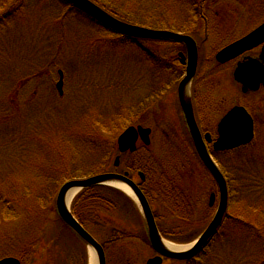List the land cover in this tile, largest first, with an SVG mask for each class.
<instances>
[{"label": "rangeland", "instance_id": "obj_1", "mask_svg": "<svg viewBox=\"0 0 264 264\" xmlns=\"http://www.w3.org/2000/svg\"><path fill=\"white\" fill-rule=\"evenodd\" d=\"M109 1L163 29L200 27L198 23L192 25L197 16L196 0ZM211 1L216 8L207 12L214 21L209 25L212 34L202 51L215 58L225 45L264 22V0ZM1 2L0 14L9 9ZM22 6L18 5L19 12L11 21L0 25V259L17 257L15 254L26 246L37 250L32 255H44L45 261L46 249L42 250L55 216L53 199L63 181L71 176H89L107 162L109 170L118 153L116 140L128 126L156 127L158 132L150 148L160 159L165 156L161 148L163 132L176 130L184 135L176 94L171 90L176 89L174 84L183 77L184 68L178 63V46L173 51L174 45L166 41H134L116 35L63 1L25 0ZM221 19L230 20L233 26L228 37L222 36ZM202 64L194 79L199 84L198 103L203 115L218 120L227 107L242 100L240 89L231 81L235 61L225 66ZM58 70L65 75L63 96L56 88ZM10 96L16 102L9 101ZM144 104L147 108L139 112ZM252 107L254 143L218 161L230 178V213L260 228L264 226V102ZM13 111L16 119L5 122L3 118ZM202 124L208 129L215 127ZM25 135L26 139L22 138ZM177 159L178 165L166 168L168 174L171 172L175 181H180L182 174L185 192L194 199L206 200L214 188L212 178L203 168L190 171L198 160L189 151ZM160 187L156 183L154 189L167 193L165 186L163 190ZM127 193L134 199L131 190ZM162 203L156 198L152 207L165 211ZM135 208L145 231L137 203ZM130 215L136 217L129 212L125 217ZM168 224L172 226V222ZM226 224L219 237L189 264L257 263L262 249H257L255 236L234 231V225L231 232ZM51 231L59 233L62 243L58 264L75 262L81 244L58 224ZM176 244L188 247L190 243ZM153 255L146 242L136 239L114 247L108 264H145ZM163 264L178 263L166 260Z\"/></svg>", "mask_w": 264, "mask_h": 264}, {"label": "trees", "instance_id": "obj_2", "mask_svg": "<svg viewBox=\"0 0 264 264\" xmlns=\"http://www.w3.org/2000/svg\"><path fill=\"white\" fill-rule=\"evenodd\" d=\"M2 1L1 4L6 7L9 6L6 10V12L0 14V25L6 22L11 21V18L13 16H16L19 12L18 5L21 6L24 5L25 0H0ZM66 3L65 0H60ZM104 9H106L108 12L112 13L116 17L133 23L138 24L146 27H151L155 29H163L161 26L157 24H151L147 21V19L139 18L136 15L131 14L128 10H125L121 6H115L112 4V1L109 0H92ZM197 2L195 7V13L196 18L193 19V21H198L200 26H203V24L208 25L209 23V17L210 14H208V11L215 10V6L213 1L211 0H196ZM69 6L76 8L75 6L66 3ZM23 7V6H22ZM79 13L83 14L85 17L90 18L92 21H97L93 17L89 16L87 13L82 11L81 9H78ZM16 13V14H15ZM15 14V15H14ZM202 22V23H201ZM101 24V23H100ZM193 23L192 25H194ZM10 25V24H9ZM205 25V26H206ZM191 26V25H190ZM199 28V27H198ZM196 28V29H198ZM196 29H189V28H176L175 30L181 31L184 33H188L192 36H194L198 42L199 45H201V41H203V44L205 43L207 39L205 38V34L201 33L200 31ZM204 34V35H203ZM203 39V40H202ZM147 42H161V41H151V40H145ZM173 47V51L176 50V47H179V50L181 49L179 43L174 42H168ZM205 56V55H204ZM202 55L201 64L206 61V58ZM160 61V60H159ZM158 62V59H157ZM181 66V65H180ZM48 68V67H47ZM176 84V82H175ZM174 84V85H175ZM16 88V87H15ZM197 88V86H196ZM195 88V89H196ZM9 101L16 102V99H14L13 96H10ZM147 106L144 104L140 107L139 112H144ZM143 110V111H142ZM15 111L13 113L11 112L9 115L3 118L5 122L16 119L17 115H14ZM3 121V122H4ZM9 123V122H8ZM19 126V125H18ZM95 129V128H94ZM170 134V132L164 133L163 132V144L162 149L164 153V157L161 159L158 158L154 152L148 150H144V152L141 154V151H137L136 153H125L123 154V161H122V168L125 170H129L130 172H137L142 171L145 174V181L142 183L144 190L150 194V191H153V188L156 186V183L161 184V189L163 190V186H165V189H167V193H159V188L157 190L156 197L162 201V205L165 207V211L156 212V217L160 226V229L167 239H170L175 242L179 243H185L190 242L193 239H195L198 235V231L202 229L207 222V219L204 217L205 214H208L206 212V207L203 203H198L193 201L190 197H188L185 192H183L182 189L179 188L177 180L175 177L172 178L170 173L168 174L167 167L174 166V163L177 165L179 164V161L177 159V156H181V154H184V152H188L187 149H182L179 147H176L171 144V141L169 137L167 136ZM26 135L22 138L26 139ZM19 140L21 139V134L19 135ZM190 138H187V146H190L194 149L192 141L189 140ZM15 141V140H14ZM20 146V145H19ZM251 146V145H249ZM249 146L245 147L248 148ZM244 149V148H243ZM177 153V156H176ZM232 154V153H230ZM110 165L109 162L106 163V165L99 170H95L89 175H94L100 172H107L108 166ZM167 165V166H166ZM78 177V176H71V179ZM179 178L182 180L183 175L179 173ZM12 179V177H11ZM66 181V180H65ZM64 182V181H63ZM151 182H154L155 184H151ZM228 182H229V189L231 191V185H230V178L228 176ZM59 188H57L56 191H58ZM163 197V199H162ZM55 199V198H54ZM53 199V203H54ZM72 210L78 221L88 230L90 231L104 246L105 250L107 251V255L111 254L113 251V248L120 245L121 243H125L128 241L139 239L143 243H149L147 240V236L145 234V231H142V219L138 216L135 208V203L123 192L120 190H117L112 187L99 185L94 186L88 189L82 190L77 197L75 198ZM208 210V209H207ZM136 214V217H132L131 215L126 218V212ZM118 215L121 216V218H118ZM230 217L225 220V224L228 225L231 228L232 232V226L234 225V231L240 230L245 231L249 235L253 234L255 236V240L257 244L255 243L257 249H262V252L259 253L257 258L256 264H264V226H254L250 221L248 220H242L240 217H234L232 214H229ZM119 223H116V221ZM177 220V225H175L173 222L174 220ZM179 219V220H178ZM172 222V226L168 223ZM58 226L68 231L69 229L67 226L58 218L57 214L55 213L54 219L50 224V230L48 231V240L46 242V246L43 247L42 252L46 249L45 253V261L44 255H32L36 254L37 250H33L30 247L25 246V248L20 250V252L16 253L15 255L20 259L22 264H58L60 256L62 255V243L61 240L58 238V232L51 231L52 226ZM176 227H174V226ZM202 231V230H201ZM233 231V232H234ZM220 235V231L217 233V235L214 237L213 241L216 240ZM211 241V242H213ZM35 243V241H33ZM81 242V241H80ZM82 249L79 253H77L75 256L77 257V260L75 262H72L71 264H87V252L85 249V244L81 242ZM108 254V251L111 250ZM32 255V256H31ZM74 254L70 255L69 258L70 262L72 261V257ZM119 256H116V260H118ZM58 258V259H57ZM74 260V258H73ZM111 261V260H110ZM63 263V261H61ZM60 263V264H62ZM65 264V263H64Z\"/></svg>", "mask_w": 264, "mask_h": 264}, {"label": "water", "instance_id": "obj_3", "mask_svg": "<svg viewBox=\"0 0 264 264\" xmlns=\"http://www.w3.org/2000/svg\"><path fill=\"white\" fill-rule=\"evenodd\" d=\"M67 1L121 34L136 38L176 41L185 44L187 55L182 52L180 53L181 62L186 64V75L179 86L180 102L197 151L219 185L220 204L214 219L209 224L207 229L188 250L183 252H176L171 248H168L166 245H163V238L158 230L155 218L146 197L140 188L127 177V174L120 175L116 173H104L86 179L71 180L66 182L60 188L57 195L56 207L58 214L64 223L74 233H76L91 248H93L98 260V264H106V254L103 246L75 218L70 206H68L67 196L68 193L75 188L80 190L99 184H107L112 181L119 182L132 190L135 196L138 198L145 216L149 238L155 250L162 256L169 258H191L208 243L209 239L216 232L228 207V188L226 179L212 160L206 148V144L195 120L190 97V86L196 74L198 63V49L196 42L189 35L180 34L170 30L151 29L122 21L91 0ZM263 43L264 24H262L243 39L224 48L217 54V59L221 62L229 61L241 53L253 49L254 47ZM235 78L242 82L245 87H250L251 89L256 90L260 87L261 83L264 84V64L259 62V60H251L247 63H243L236 70ZM57 88L60 94H63L62 71H60V80L57 84ZM219 134L220 136L218 140L214 143L215 150H228L248 144L254 138V121L245 108L235 107L230 110L220 122ZM149 135L150 129L143 128L142 126H131L127 128L118 139L120 151L125 152L127 150H136V143L139 137L145 143H150ZM206 140L209 142L211 141L209 134H206ZM118 163L119 158H117L116 161V164ZM162 261V257L157 256L148 260V264H162ZM0 264H21V262L19 259L10 256L0 259Z\"/></svg>", "mask_w": 264, "mask_h": 264}, {"label": "flooded vegetation", "instance_id": "obj_4", "mask_svg": "<svg viewBox=\"0 0 264 264\" xmlns=\"http://www.w3.org/2000/svg\"><path fill=\"white\" fill-rule=\"evenodd\" d=\"M195 24L196 23H199L198 21H193ZM220 22V25L223 27V29H224V32L222 33V36L223 37H228V35L232 32V27L233 26H231V21L230 20H227V19H225V20H220L219 21ZM202 23V22H201ZM208 24V23H207ZM227 24V25H226ZM220 25H219V27H220ZM203 26H200L198 29H196V30H198V31H203V33L205 34V38L206 39H209L210 37H211V34H212V30H211V28H209L208 27V25H206V26H204V28H202ZM214 29H218V26L217 25H215L214 24ZM235 27V26H234ZM203 34V35H204ZM217 37H220V36H217ZM261 48H262V45L261 46H259V47H257V48H255L254 50H252V51H249V52H246L245 54H243V55H241V56H239L236 60H234L235 61V65H234V68H236V66H238V64H240L241 62H243L244 60H247V59H249V58H256V59H258V58H260L259 56H260V53H261ZM233 61V62H234ZM230 62H232V61H230ZM230 62H228V63H226V64H223V65H220V66H225V65H228ZM209 71H210V74H211V69H209V68H207ZM235 70V69H234ZM262 91V89H260L258 92H261ZM257 92V93H258ZM263 92V91H262ZM250 95H253V94H250ZM242 96V95H241ZM245 96H247L248 98H251L249 95H245ZM256 96V95H255ZM194 97H195V94H194ZM247 98V99H248ZM200 100V99H199ZM198 98H196V99H194V103H195V105H194V107L197 109V107L199 108L198 109V111H197V115H198V119H199V123L201 124L202 123V119L204 120V122H205V124H207V123H215V120L214 119H211V118H209L207 115H206V113L203 115L202 113H203V111L200 109V106H199V104H198ZM237 102L239 103V100H237ZM236 101L233 103V104H235V103H237ZM201 107H202V105H201ZM195 109V110H196ZM201 114L203 115V116H201ZM226 114V113H225ZM224 114V115H225ZM224 115L221 117V119L224 117ZM210 120V121H209ZM212 121V122H211ZM205 131H207L206 129H208V128H206V127H204L203 128ZM179 134V133H178ZM190 171H197V167H194V168H191V170ZM177 183L179 184V186H180V189H182L183 190V192H185V186H183L182 185V183H183V181L182 180H180V181H177ZM207 186V185H206ZM183 187H184V189H183ZM193 191H191L190 192V194L192 193Z\"/></svg>", "mask_w": 264, "mask_h": 264}, {"label": "bare ground", "instance_id": "obj_5", "mask_svg": "<svg viewBox=\"0 0 264 264\" xmlns=\"http://www.w3.org/2000/svg\"><path fill=\"white\" fill-rule=\"evenodd\" d=\"M110 184H112V185H116V186H119V187H124V189L125 190H128L129 192H130V190L127 188V187H125L124 185H122V184H119V182H114V181H112V182H109ZM78 190L79 189H72L69 193H68V196H67V203H68V206L70 205V203H71V201H72V199H73V197L77 194V192H78ZM163 245H166L168 248H172L173 250H177V251H183V250H185V249H187L188 247H185V246H183V247H180V246H177L176 244H174L172 241H169V240H163ZM93 249L91 248L90 249V255H91V261H90V264H97V260H96V257H95V255H94V252L92 251ZM201 252H203V249H201L200 251H199V253H201Z\"/></svg>", "mask_w": 264, "mask_h": 264}]
</instances>
